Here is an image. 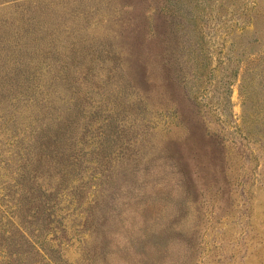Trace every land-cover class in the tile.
Returning <instances> with one entry per match:
<instances>
[{
  "label": "rangeland",
  "instance_id": "obj_1",
  "mask_svg": "<svg viewBox=\"0 0 264 264\" xmlns=\"http://www.w3.org/2000/svg\"><path fill=\"white\" fill-rule=\"evenodd\" d=\"M0 264H264V0H0Z\"/></svg>",
  "mask_w": 264,
  "mask_h": 264
}]
</instances>
